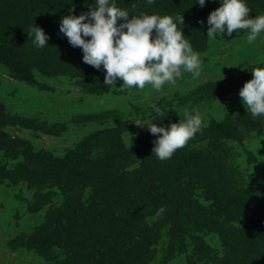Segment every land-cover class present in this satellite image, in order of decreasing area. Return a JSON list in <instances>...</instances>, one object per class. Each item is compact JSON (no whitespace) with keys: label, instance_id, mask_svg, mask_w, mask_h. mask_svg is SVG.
I'll use <instances>...</instances> for the list:
<instances>
[{"label":"trees","instance_id":"1","mask_svg":"<svg viewBox=\"0 0 264 264\" xmlns=\"http://www.w3.org/2000/svg\"><path fill=\"white\" fill-rule=\"evenodd\" d=\"M20 1L23 4L6 14L0 7V63L18 64L20 69L13 72L18 78L33 75L29 72L32 68L66 75L73 65H87L80 47H73L59 33V17L68 14L72 5L76 14L87 11L84 0L17 3ZM4 2L8 5L10 0H0V6ZM194 2L116 0L117 6L132 13L182 14L184 22L178 27L191 44L202 42L207 15L219 6L218 0H206L204 6ZM247 4L250 17L264 10V0ZM34 24L49 34L43 47H36L28 37ZM13 120L26 121L25 117L0 113V148L11 147L12 157H18L23 141L1 131ZM42 130L56 133L47 127ZM211 130L205 150L182 146L164 160L152 154L154 136L141 135L127 147L118 134L107 131L97 134L106 148L101 160L89 158L94 154L82 149L90 137L59 158L45 150L27 151L26 164H22L25 173L18 178L42 184L54 180L57 188L61 184V190L68 188L66 202L53 209V218L35 231L33 242L45 249H67L59 264H149L160 230L166 226V258L184 254L187 264H264V179L256 176L244 182L238 178L224 144V140H242L251 131L264 134V119L241 114L211 126ZM84 184L92 188L88 205L80 198ZM199 187L205 199L213 200L209 207L194 197ZM189 228L216 234L220 250L192 235Z\"/></svg>","mask_w":264,"mask_h":264},{"label":"rangeland","instance_id":"2","mask_svg":"<svg viewBox=\"0 0 264 264\" xmlns=\"http://www.w3.org/2000/svg\"><path fill=\"white\" fill-rule=\"evenodd\" d=\"M17 1L10 0L8 5L4 2L0 6L4 14L22 3ZM0 27L3 28L2 24ZM246 35V30H233L231 35L210 37L205 29L202 42L191 44L202 60L200 75L193 77L181 69L182 75L175 84L165 83L159 91L147 83L143 89L122 85V80L115 86L104 85V71L89 64L78 68L73 65L69 69L71 73L66 75L40 73L32 68L29 72L33 75L18 78L13 75L20 69L18 64L0 63V113L26 120H13L1 129L24 144L18 146L21 152L18 157H12L11 147L0 148V264H59L66 256L67 249L58 246L45 249L33 242L35 231L53 218L51 213L58 204L66 202L68 188L61 190L64 184L57 188L54 180L42 184L40 180L18 178L24 172L22 164H26L27 151L45 150L59 158L90 137L82 149L94 154L89 158L101 160L105 158L106 148L105 142L99 141L102 136L97 134L115 132L128 147L141 135L154 136L137 122L152 120L167 126L170 121L183 120L185 111L193 109L200 111L203 123L184 146L200 151L207 148V136L213 133L211 126L217 123L241 114L263 120L264 116L253 117L247 112L238 94L253 75L249 63L264 61V32L252 43L247 42ZM153 104L166 111L162 117L154 111ZM45 127L55 129L56 133H46L42 130ZM224 144L238 178L244 182L256 176L264 179V134L251 131L242 140H224ZM81 190V202L88 205L92 197L90 184H84ZM202 192L201 187L197 188L194 197L209 207L213 200L205 199ZM166 230V226L161 228L149 264H187L184 254L166 258L164 247L169 240ZM189 230L220 250L216 234Z\"/></svg>","mask_w":264,"mask_h":264},{"label":"clouds","instance_id":"3","mask_svg":"<svg viewBox=\"0 0 264 264\" xmlns=\"http://www.w3.org/2000/svg\"><path fill=\"white\" fill-rule=\"evenodd\" d=\"M84 2L88 4L87 11L76 14L72 5L68 14L59 17V33L73 47H80L85 63L104 71V85L115 86L122 80V85L143 89L147 83L159 91L165 83L175 84L181 69L193 77L200 75V54L178 27L184 22L182 14L132 13L117 6L116 0ZM194 3L204 6L206 0ZM218 4L207 15L208 36L246 30V40L252 43L264 32V12L250 17L246 0H218ZM27 33L36 47L48 44L49 34L41 26L34 24ZM249 64L253 75L238 94L247 112L253 117L264 116V61ZM152 108L161 117L166 112L156 104ZM202 123L200 111L193 109L185 111L183 120L170 121L167 126L152 120L136 124L146 126L154 135L152 154L164 160L184 146Z\"/></svg>","mask_w":264,"mask_h":264}]
</instances>
